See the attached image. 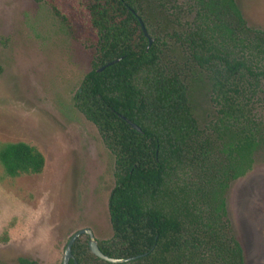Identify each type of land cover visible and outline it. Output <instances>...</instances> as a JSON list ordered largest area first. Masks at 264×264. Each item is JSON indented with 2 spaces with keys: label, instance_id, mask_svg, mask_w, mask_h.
Returning a JSON list of instances; mask_svg holds the SVG:
<instances>
[{
  "label": "trees",
  "instance_id": "1",
  "mask_svg": "<svg viewBox=\"0 0 264 264\" xmlns=\"http://www.w3.org/2000/svg\"><path fill=\"white\" fill-rule=\"evenodd\" d=\"M45 1L93 51L75 101L115 157L114 236L99 242L102 252L137 257L124 264H246L227 195L252 170L264 136V31L236 0H75L81 23L59 0ZM196 74L211 85L217 114L205 128L189 103ZM0 164L15 179L41 174L46 159L24 142H0ZM83 238L69 264H112Z\"/></svg>",
  "mask_w": 264,
  "mask_h": 264
},
{
  "label": "rangeland",
  "instance_id": "2",
  "mask_svg": "<svg viewBox=\"0 0 264 264\" xmlns=\"http://www.w3.org/2000/svg\"><path fill=\"white\" fill-rule=\"evenodd\" d=\"M74 1L59 5L81 23ZM236 2L248 24L264 31V0ZM82 40L45 0H0V142H24L46 159L41 174L15 179L0 164V264H63L78 231L91 229L98 242L114 236L115 157L75 101L92 70L93 51ZM187 84L192 113L205 128L217 118L211 85L197 74ZM258 111L264 123V103ZM227 204L246 264H264V136Z\"/></svg>",
  "mask_w": 264,
  "mask_h": 264
},
{
  "label": "water",
  "instance_id": "3",
  "mask_svg": "<svg viewBox=\"0 0 264 264\" xmlns=\"http://www.w3.org/2000/svg\"><path fill=\"white\" fill-rule=\"evenodd\" d=\"M139 23H140V26L142 28L144 36L148 39V47L150 48L154 44L155 40H154V38H152L149 35V33H148V31H147V29H146V27H145V25L141 19H139ZM117 62H119V60L112 62V63L108 64L107 66H111ZM107 66L100 68L99 72L103 71ZM124 119L136 131H138L140 133L142 132V130L136 124H134L132 121H130L126 118H124ZM82 236H86L88 238V247H89L90 252L101 260H104V261L112 263V264H124V263H128V262H131V261H134L137 259V257L136 258H128V259H118V258H112V257L105 255L102 252V250L100 249L99 242L96 239L93 231L89 228H86V229H82V230L78 231L77 233H75L71 237V239H70V241L66 247V250H65L63 264H69L72 260H74L73 247L76 244V242L78 241V239Z\"/></svg>",
  "mask_w": 264,
  "mask_h": 264
},
{
  "label": "flooded vegetation",
  "instance_id": "4",
  "mask_svg": "<svg viewBox=\"0 0 264 264\" xmlns=\"http://www.w3.org/2000/svg\"><path fill=\"white\" fill-rule=\"evenodd\" d=\"M92 71V70H91Z\"/></svg>",
  "mask_w": 264,
  "mask_h": 264
}]
</instances>
